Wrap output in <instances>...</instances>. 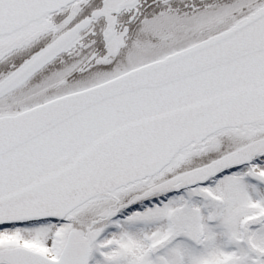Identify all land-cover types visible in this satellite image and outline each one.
<instances>
[{
	"label": "snow or ice",
	"instance_id": "snow-or-ice-1",
	"mask_svg": "<svg viewBox=\"0 0 264 264\" xmlns=\"http://www.w3.org/2000/svg\"><path fill=\"white\" fill-rule=\"evenodd\" d=\"M0 264H264V0H0Z\"/></svg>",
	"mask_w": 264,
	"mask_h": 264
}]
</instances>
